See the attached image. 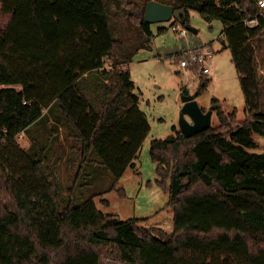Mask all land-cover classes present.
Instances as JSON below:
<instances>
[{"label":"trees","instance_id":"trees-1","mask_svg":"<svg viewBox=\"0 0 264 264\" xmlns=\"http://www.w3.org/2000/svg\"><path fill=\"white\" fill-rule=\"evenodd\" d=\"M158 1L187 8L172 26L196 32L189 9L223 22L247 117L239 120L237 109L226 112L213 99L219 125L190 136L175 127L172 141H152L156 182L175 211L173 231L105 213L97 194L76 203L75 185L86 167L105 165L113 176L109 189L116 188L151 131L132 91L131 40L116 33L125 20L136 27L135 37L146 39L137 50L150 45L147 1L0 0V170L9 173L12 204L0 196V264H102L99 249L109 244L127 264H264V152L250 150L257 147L252 134L264 135L258 0ZM251 18L259 23L250 26ZM45 116L67 123V137L77 141L78 171L67 198L50 155L53 136L46 145L37 141L39 153L18 141Z\"/></svg>","mask_w":264,"mask_h":264},{"label":"rangeland","instance_id":"rangeland-1","mask_svg":"<svg viewBox=\"0 0 264 264\" xmlns=\"http://www.w3.org/2000/svg\"><path fill=\"white\" fill-rule=\"evenodd\" d=\"M150 1V0H142ZM189 25L197 30L187 35L172 28V21L151 23L152 35L148 46H137L146 40L136 36V27L126 24L117 31V37L123 36L128 40V51L131 61L128 67L131 72L135 87L132 90L140 96V108L146 114L151 125V131L144 141L137 158L136 166L129 167L120 178L114 189H109L113 176L107 167L95 162L85 168L84 175H80L76 182L74 201L79 203L88 197L95 196L97 206L105 213L118 214L122 219L146 218L139 225L144 227L161 226L167 231L174 230V207L169 203V192L160 186L157 180V163L151 157V143L155 139H166L176 134L175 127L180 130V114L182 107L183 89L186 88L190 95H196L205 86L203 92L197 97L200 105L209 110L213 106V99H218L226 112L237 109L239 120L247 117L246 101L242 91L240 78L235 64L232 61L231 50L227 46L224 35V24L219 19L208 20L195 9H189ZM119 22L121 17L114 16ZM161 26L167 27L164 32H159ZM182 28H184L182 26ZM208 46L214 49L211 72L203 74L199 64L183 67L181 59L187 57V51ZM259 71H264V49L258 54ZM199 65V66H198ZM203 77V78H202ZM206 80L207 83H206ZM1 86V85H0ZM20 88L19 86H17ZM55 118L45 116L26 132L18 136L20 145L36 152H40L37 141L42 145L51 143L50 155L56 161L58 180L61 184L62 194L68 197V189L74 183L79 165V151L72 146L77 143L73 138H68L67 133L71 128L67 123L55 122ZM221 122L216 109L212 115V126ZM57 127V128H56ZM57 131H56V129ZM257 142V147L251 151L264 152V135L258 132L252 134ZM9 173L0 170V196L4 203L12 208L5 180ZM124 194L121 193V189ZM109 200L106 205L102 199ZM102 264H127L125 263L114 244L103 245L99 249Z\"/></svg>","mask_w":264,"mask_h":264},{"label":"water","instance_id":"water-1","mask_svg":"<svg viewBox=\"0 0 264 264\" xmlns=\"http://www.w3.org/2000/svg\"><path fill=\"white\" fill-rule=\"evenodd\" d=\"M187 16L186 7H175L158 0H150L146 5L145 19L148 23L182 20ZM180 114V130L185 136H190L196 132L212 126V115L214 109L207 111L203 109L197 100L196 95L183 94ZM172 141V135L165 139Z\"/></svg>","mask_w":264,"mask_h":264},{"label":"built area","instance_id":"built-area-1","mask_svg":"<svg viewBox=\"0 0 264 264\" xmlns=\"http://www.w3.org/2000/svg\"><path fill=\"white\" fill-rule=\"evenodd\" d=\"M258 5L260 8V14L264 15V0H258ZM259 23L258 18H251L247 20V24L250 26H256ZM172 28L176 31H181L182 34L187 35L188 29L182 28L180 25H174ZM214 49L208 46H203L199 49L190 48L187 51V57L181 59L180 65L183 67H188L189 65L199 64L203 74H209L211 72V64H208L209 60L212 58Z\"/></svg>","mask_w":264,"mask_h":264},{"label":"flooded vegetation","instance_id":"flooded-vegetation-1","mask_svg":"<svg viewBox=\"0 0 264 264\" xmlns=\"http://www.w3.org/2000/svg\"><path fill=\"white\" fill-rule=\"evenodd\" d=\"M188 95V94H187Z\"/></svg>","mask_w":264,"mask_h":264}]
</instances>
